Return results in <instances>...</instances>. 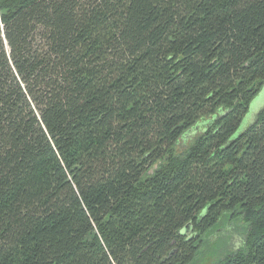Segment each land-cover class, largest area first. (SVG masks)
<instances>
[{"label": "trees", "instance_id": "trees-1", "mask_svg": "<svg viewBox=\"0 0 264 264\" xmlns=\"http://www.w3.org/2000/svg\"><path fill=\"white\" fill-rule=\"evenodd\" d=\"M263 85L264 0H0V264H264Z\"/></svg>", "mask_w": 264, "mask_h": 264}, {"label": "rangeland", "instance_id": "rangeland-1", "mask_svg": "<svg viewBox=\"0 0 264 264\" xmlns=\"http://www.w3.org/2000/svg\"><path fill=\"white\" fill-rule=\"evenodd\" d=\"M264 107V85L261 88L260 92L254 97L251 102L247 114L242 119V122L238 130L232 136V140L241 135L256 119L258 112ZM207 122H203L202 125H206ZM199 133V129H191L185 135L186 139L181 141L176 147V149L181 150L182 147L186 146L188 142H192L193 138ZM224 226V225H223ZM221 226L219 230L211 234L206 245L204 247L203 256L199 257L200 260H204L207 256H214L213 253H216L217 248L223 251H232L238 244L241 242V237L243 230L240 228L230 229L228 226ZM225 230H230L229 233H226ZM199 264V263H198Z\"/></svg>", "mask_w": 264, "mask_h": 264}, {"label": "water", "instance_id": "water-1", "mask_svg": "<svg viewBox=\"0 0 264 264\" xmlns=\"http://www.w3.org/2000/svg\"><path fill=\"white\" fill-rule=\"evenodd\" d=\"M185 232V230L184 231H182V233H184Z\"/></svg>", "mask_w": 264, "mask_h": 264}]
</instances>
